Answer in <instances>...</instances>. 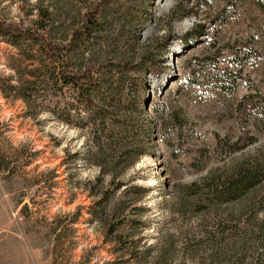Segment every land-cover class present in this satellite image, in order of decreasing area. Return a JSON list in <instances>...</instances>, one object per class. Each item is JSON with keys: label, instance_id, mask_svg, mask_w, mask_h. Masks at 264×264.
I'll return each mask as SVG.
<instances>
[{"label": "rangeland", "instance_id": "rangeland-1", "mask_svg": "<svg viewBox=\"0 0 264 264\" xmlns=\"http://www.w3.org/2000/svg\"><path fill=\"white\" fill-rule=\"evenodd\" d=\"M95 1L113 7L97 40L101 47L86 45V55L97 62L113 55L104 43L120 27L127 39L135 32L160 67L146 77L148 98L140 94L155 123L153 157L139 159L125 176L147 190L140 203L148 209L144 248H153L144 264L159 258L165 264H264V11L255 0H0V20L34 28L43 9L56 15L52 40L66 41ZM195 26L204 36L190 38ZM160 44L166 46L162 59ZM20 46L22 56L0 38L2 87L13 69L24 76L42 59L33 43ZM134 52L135 58L144 53ZM248 97L253 141L240 148L238 109ZM26 112L22 101L0 94V154L32 161L25 173L0 172V264H135L119 262L114 246L88 221L86 196L70 188L71 180L80 183L95 172L61 167L66 153L82 149L81 134ZM234 166L259 179L239 200L220 205L208 197L198 204L186 191L211 170ZM54 170L58 179L50 175ZM37 176L47 185L34 183Z\"/></svg>", "mask_w": 264, "mask_h": 264}, {"label": "trees", "instance_id": "trees-1", "mask_svg": "<svg viewBox=\"0 0 264 264\" xmlns=\"http://www.w3.org/2000/svg\"><path fill=\"white\" fill-rule=\"evenodd\" d=\"M255 2L264 11V0ZM112 7L113 3L95 1L80 15L79 27L69 31L66 41L52 40L58 28L52 19L56 15L43 9H39V20L34 28L0 20V38L6 44L22 56L20 45L33 43L42 58L36 67L27 74L24 72V76L13 69V77L4 82L5 87L0 86V94L4 99L22 101L28 115H48L81 134L82 149L66 153L61 167L67 165V171L88 169L95 175L80 183H72L70 178V188L86 196L88 221L98 225L104 244L114 246L113 254L119 262L144 264L153 248L152 245L144 248L148 209L140 203L147 190L125 176L139 159L153 157L151 142L155 123L147 113L146 104L140 103V94L144 95V100L148 98L146 77L157 76L160 67L148 59L150 48L140 45L138 35L134 32V36L127 39L120 27L115 28L110 40L104 43L113 55L101 62L86 55V45L101 47L102 42L97 40L104 38L101 35L107 30L104 26L109 22ZM192 33L195 35L190 38L204 36V28L195 26ZM137 49L144 52L140 58L134 57ZM165 52L166 46L162 44L161 59ZM252 100L246 98L238 109L237 121L243 139L240 148L253 141L246 129ZM20 161L15 153L0 154V172L25 173L32 161ZM50 175L53 179L60 177L56 170ZM258 180L254 172L249 173L243 166H234L229 172L217 168L186 187V191L198 204H203L208 197L215 198L220 205L228 204L239 200ZM32 181L43 185L49 182L42 176ZM36 205L31 202V209L35 210ZM153 264H165V261L159 258L153 260Z\"/></svg>", "mask_w": 264, "mask_h": 264}, {"label": "bare ground", "instance_id": "bare-ground-1", "mask_svg": "<svg viewBox=\"0 0 264 264\" xmlns=\"http://www.w3.org/2000/svg\"><path fill=\"white\" fill-rule=\"evenodd\" d=\"M189 25H190V22L187 21V22H185V23L182 25V27L185 29V28L188 27Z\"/></svg>", "mask_w": 264, "mask_h": 264}, {"label": "clouds", "instance_id": "clouds-1", "mask_svg": "<svg viewBox=\"0 0 264 264\" xmlns=\"http://www.w3.org/2000/svg\"><path fill=\"white\" fill-rule=\"evenodd\" d=\"M33 2H35V0H33Z\"/></svg>", "mask_w": 264, "mask_h": 264}]
</instances>
